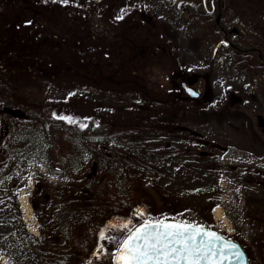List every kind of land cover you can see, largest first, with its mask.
<instances>
[{"label":"rangeland","instance_id":"1","mask_svg":"<svg viewBox=\"0 0 264 264\" xmlns=\"http://www.w3.org/2000/svg\"><path fill=\"white\" fill-rule=\"evenodd\" d=\"M226 1L234 9L224 12V21H232L242 36L264 48L258 42L264 43V0H255L258 13L249 9L248 0ZM70 2L81 6L83 21L98 20V31L108 29L111 36L129 38L126 55L134 48L152 50L139 64L154 100L147 105L170 114L144 120L141 130L98 128L92 138L78 128L60 140L51 115L37 121L35 103L39 111H50L51 106L79 97L97 105L98 114L119 106L122 114L130 115L139 101L86 92L72 82L49 87L52 83L34 79L31 66L6 62L4 44L9 43L11 28L30 26L34 6L26 10L23 0H0V264L76 261L68 243L82 221L81 213L63 202L61 192L72 186L109 199L143 186L150 202L145 218L167 216L214 228L239 242L250 264H264V126L259 127L258 120H264L262 58L226 47L221 33L209 30L217 15L209 18L210 24L197 18L209 16L203 0ZM244 9L247 15L241 14ZM137 13L134 24L141 29L135 32L127 23L133 28ZM29 30L34 34V28ZM182 82L200 98L182 92ZM158 99L164 104L156 103ZM24 199L29 210L22 205ZM97 205L90 201L84 208L92 219ZM138 213L114 225L129 220L132 225ZM108 230L106 236L124 234L116 227ZM98 250L84 264H114V243L101 240Z\"/></svg>","mask_w":264,"mask_h":264},{"label":"trees","instance_id":"2","mask_svg":"<svg viewBox=\"0 0 264 264\" xmlns=\"http://www.w3.org/2000/svg\"><path fill=\"white\" fill-rule=\"evenodd\" d=\"M23 1V5L27 6L26 10H33L34 6V22L32 21L27 27L16 24L15 27H19V30L14 26L11 28L12 35L9 43L4 44L6 46V62L31 66L34 69V79L39 82L52 83L48 85L49 87L72 82L82 85L86 92H102L120 98L133 97L134 100L139 101L137 105L131 106L133 111L129 112L130 115L122 114V108L119 106L110 107L108 111H112L111 113L103 110L98 114L96 113L97 105L95 107L79 97L67 99L61 105L51 106L50 111L46 109L39 111V107L35 103L34 112L40 114L37 121L44 120L45 115H51L58 127L54 129V132L57 136L61 135L60 140H63L69 131L78 128H81V131L89 132L84 136L92 135V138L95 137L98 128H103L105 131L124 132L131 126L141 130L145 126L144 120L170 114L167 109L155 111L147 105V103H153L154 100L150 94V87L146 84L148 81L140 71V68H144L139 64L142 59H148L146 55L152 51L151 49L143 52V50L134 48L131 50V55H126L129 38L123 35L118 36V34L111 36L108 29H104L103 33L98 31V20L89 17L87 21H83L79 17L80 12L83 11L81 6H76L71 2ZM209 1L203 0L209 16L204 13L197 18L203 17L210 24L209 18L218 16V14L222 15L220 23H217V16L215 17L209 30H213L215 34L219 31L222 36L221 40L225 44L228 43L226 47H231L238 54L255 56L258 61L262 58L259 64H261L260 67L264 66V52L262 51L264 48L259 47L254 39L251 41L242 36L239 29H235L232 21H224V12L227 14L231 9H234L231 3L226 0H211L208 3ZM248 2L251 4L249 9L258 13V7H253L256 1L248 0ZM242 13L247 15L245 9L242 10ZM139 15V13L134 15L132 24L136 22ZM142 17H145L144 14ZM128 24L127 28L131 31L138 32L141 29L139 25L134 24V27L131 28ZM125 26L118 25L121 29ZM142 27L144 28V26ZM33 28L34 34L29 30ZM130 30L127 29L128 34L131 32ZM99 40H107L110 45L101 46ZM258 42L264 46L262 41L258 40ZM133 46L139 47L135 43ZM153 48L156 49V47ZM151 54L153 55L152 52ZM95 86L102 89H97ZM172 100L174 101V99ZM156 103L164 104L159 102V99ZM143 112L146 116L141 114ZM59 117H72L75 123L69 124ZM14 118L20 121L18 116ZM81 125H85V127H81ZM91 144L87 143L88 146ZM61 192L63 202L73 206L76 213H81L82 221L75 225V237L68 243L70 252L77 257L75 264H84L90 259L89 256L93 252H99L101 244L99 235L101 231L108 233L110 224L114 225L118 221L128 219L135 212L142 211L147 214L150 206L148 194L143 186L113 199L95 196L92 192L78 186H72L68 190L63 188ZM90 201H96L98 204L93 219L87 215L88 211L84 209L85 206H89ZM141 222V218L138 217L130 226H137Z\"/></svg>","mask_w":264,"mask_h":264},{"label":"snow or ice","instance_id":"3","mask_svg":"<svg viewBox=\"0 0 264 264\" xmlns=\"http://www.w3.org/2000/svg\"><path fill=\"white\" fill-rule=\"evenodd\" d=\"M59 119L75 123L72 117ZM138 215L139 226H130V220L108 226L123 230L121 237L106 236L105 231L99 235L116 245L114 264H233L242 259L237 245L203 226L167 216L149 219L142 211Z\"/></svg>","mask_w":264,"mask_h":264},{"label":"water","instance_id":"4","mask_svg":"<svg viewBox=\"0 0 264 264\" xmlns=\"http://www.w3.org/2000/svg\"><path fill=\"white\" fill-rule=\"evenodd\" d=\"M181 87L185 90V93L188 94L190 97H192V98H199L200 97V93L198 91H195L193 88L187 86V84L185 82L181 83ZM259 125L260 126L264 125V120L262 118H259ZM204 228L207 229V230L216 232L221 237H224L227 241H231L232 243H234L235 245L238 246V250L242 253V259L238 260V261H233V264H250L248 255H247L245 249L242 247V245L239 242H237V241H235V240L223 235L222 233H220L218 231L211 230V229L206 228V227H204Z\"/></svg>","mask_w":264,"mask_h":264},{"label":"flooded vegetation","instance_id":"5","mask_svg":"<svg viewBox=\"0 0 264 264\" xmlns=\"http://www.w3.org/2000/svg\"><path fill=\"white\" fill-rule=\"evenodd\" d=\"M221 16L222 15H220V14H218V16H217V23H220V18H221ZM187 86H188V84H187ZM191 88H193V87H191ZM194 89V88H193ZM195 90V89H194ZM195 91H197V90H195ZM182 92H185V90L182 88ZM186 94V93H185ZM200 98V97H199ZM198 99V98H197ZM9 112V111H8ZM10 114H11V112H9ZM19 116V115H18ZM259 120V119H258ZM264 126V125H263ZM263 126H260L259 125V127H263ZM193 224H196V223H193ZM197 225H201V224H197ZM202 226V225H201ZM206 228H208V227H206ZM209 229H211V230H215V231H217L216 229H214V228H209ZM250 263V262H249Z\"/></svg>","mask_w":264,"mask_h":264},{"label":"bare ground","instance_id":"6","mask_svg":"<svg viewBox=\"0 0 264 264\" xmlns=\"http://www.w3.org/2000/svg\"><path fill=\"white\" fill-rule=\"evenodd\" d=\"M22 205H23L24 207H26L27 210L30 209L29 204L27 203V200H25V199L22 200ZM215 215H216L217 217H219V216H220V210H217V211L215 212Z\"/></svg>","mask_w":264,"mask_h":264}]
</instances>
